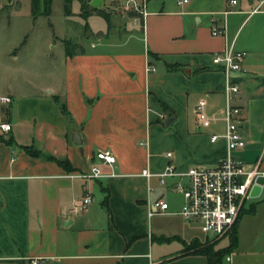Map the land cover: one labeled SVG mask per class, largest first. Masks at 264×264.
I'll use <instances>...</instances> for the list:
<instances>
[{
	"label": "crops",
	"instance_id": "0c3cea01",
	"mask_svg": "<svg viewBox=\"0 0 264 264\" xmlns=\"http://www.w3.org/2000/svg\"><path fill=\"white\" fill-rule=\"evenodd\" d=\"M62 1L68 39L52 26L47 54L42 48L24 63L16 50L13 64H0L9 73L0 97L10 99L0 104V123L10 125L0 133V264H206L183 253V244L204 239L174 214L180 195L178 205L168 201L169 192L140 172L168 163L184 172L223 158L224 142L209 141L223 132L224 107L211 55L231 48L245 53L232 75L245 141L236 157L264 174V3L248 15L253 0H145L141 26L115 11L118 0H101L100 8ZM103 150L114 156L116 176L78 178ZM161 195L168 213L148 218ZM84 197L90 203L74 210ZM228 257L224 264H264V186L241 212Z\"/></svg>",
	"mask_w": 264,
	"mask_h": 264
},
{
	"label": "built area",
	"instance_id": "2783aa9c",
	"mask_svg": "<svg viewBox=\"0 0 264 264\" xmlns=\"http://www.w3.org/2000/svg\"><path fill=\"white\" fill-rule=\"evenodd\" d=\"M253 1L255 6L248 15L254 14L264 3V0ZM185 2L186 0H182V3ZM228 4L234 5L235 1H228ZM115 11L121 16H130L132 24L142 26L146 15L145 0H118ZM222 33L220 29H212L210 32L212 36ZM244 56V52L233 51L231 48L211 55V64L216 66L223 76L224 107L221 114L223 132L219 135H211L209 141L213 143L221 139L224 142L223 158L215 166H194L187 168L184 172L175 171L170 163L159 173L152 174L147 170L140 172V176L146 180L155 178L160 187L180 195L181 204L174 214L184 223L197 228L206 242L227 237L239 213L246 210L255 198L250 194L252 188L256 186V178L264 176L263 173L258 172L257 165L248 168L236 157V154L243 150L245 141L240 133L241 110L233 104V99L238 93V86L232 75L241 71ZM146 71L152 72L153 68L148 64ZM0 104L9 105V97H0ZM195 111L198 113V119L202 120L201 106L198 105ZM9 130L8 123H0V133H6ZM164 156L170 159L171 153L167 152ZM93 159L95 162L90 165L88 172L77 175L78 178L89 180L116 176L113 169L115 159L109 151H97ZM99 165L107 167L109 173L103 175ZM167 180L172 182L167 183ZM89 203L90 198L84 197L74 210H81ZM167 213L168 204L161 195L149 204L146 216L150 218ZM229 261V257H225V262ZM26 264H38V261L31 259Z\"/></svg>",
	"mask_w": 264,
	"mask_h": 264
},
{
	"label": "rangeland",
	"instance_id": "374dc122",
	"mask_svg": "<svg viewBox=\"0 0 264 264\" xmlns=\"http://www.w3.org/2000/svg\"><path fill=\"white\" fill-rule=\"evenodd\" d=\"M16 1L17 3L13 0L9 4V0H0V64L2 65L13 64L12 57L16 50H20V53H22L20 54L21 56L17 54V60L24 63L35 59L36 53L37 57L38 54L40 55L44 51L47 54L49 48L46 41L50 45L53 44L52 26L56 36L68 39L65 35L67 25L63 22L61 14V12H64L62 10L64 5L62 0H52L50 14L47 17L37 16L34 19L30 13V0ZM39 10H42L41 6H39ZM98 21H102L101 15H99ZM78 23H82L81 26L83 25L82 21ZM76 27L78 28L79 26L76 25ZM23 40L27 42L24 48L20 46ZM54 43H56L57 48H63L61 42ZM42 48L44 51H40ZM27 66V69L31 68L29 64ZM4 69L0 68V79L9 77V73ZM42 71L40 70L39 72L42 74ZM166 199L177 205L179 203V197L175 193L169 192ZM197 234L202 240L205 238L200 232H197ZM202 243L206 244L205 241ZM215 244L214 249L223 248L227 245V239L221 238ZM223 262L225 261L223 260Z\"/></svg>",
	"mask_w": 264,
	"mask_h": 264
},
{
	"label": "trees",
	"instance_id": "16d2710c",
	"mask_svg": "<svg viewBox=\"0 0 264 264\" xmlns=\"http://www.w3.org/2000/svg\"><path fill=\"white\" fill-rule=\"evenodd\" d=\"M52 0H30V13L32 18H36L37 16H48L50 14V6ZM41 3V5H39ZM39 6L42 7V10H39ZM67 54V52H66ZM61 111L65 114L64 108L61 107ZM60 163L61 162H57ZM253 205L249 206L248 211L246 213H252ZM241 212L238 215L237 220L239 219ZM237 220L231 231L225 237L227 239V245L220 249H214L216 245V241L214 242H206L200 243L198 240H192L189 244H183V253L185 254H198L202 255L206 259V264H224L223 260L226 256H228L236 246V224Z\"/></svg>",
	"mask_w": 264,
	"mask_h": 264
},
{
	"label": "water",
	"instance_id": "95a60500",
	"mask_svg": "<svg viewBox=\"0 0 264 264\" xmlns=\"http://www.w3.org/2000/svg\"><path fill=\"white\" fill-rule=\"evenodd\" d=\"M90 5L94 8H100L101 0H92L90 2ZM166 122H167V120L164 121V124H166ZM255 183H256V186H254L252 188V191L250 194L252 197L258 196L260 188H262V186H264V176H258L255 180Z\"/></svg>",
	"mask_w": 264,
	"mask_h": 264
}]
</instances>
